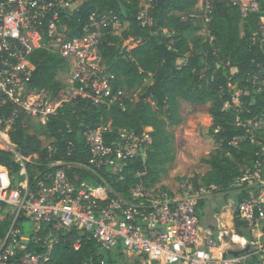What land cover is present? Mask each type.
<instances>
[{
	"label": "built area",
	"instance_id": "1",
	"mask_svg": "<svg viewBox=\"0 0 264 264\" xmlns=\"http://www.w3.org/2000/svg\"><path fill=\"white\" fill-rule=\"evenodd\" d=\"M151 1L145 0L142 7L141 0L143 25L150 23ZM225 1L239 7L243 16L261 15L253 40L264 48V9L260 2ZM85 2L0 0V106L22 108L31 121H41L46 126L50 118L79 99H89L94 106L108 109L119 104L125 110L122 88L115 89L116 77L104 69L101 54L105 38L124 23L111 14L94 16L81 37L70 38L64 20ZM213 12V0H203L189 17L206 29ZM44 48L58 54L71 68L74 64L67 84L69 90L57 104L49 91L31 85V55ZM239 96L240 92H236L234 103L239 102ZM13 123V118L0 119V149L13 155L24 179L15 187L8 168L0 165V224L11 218L7 233L0 237V264H48L61 235L75 231V250L82 248L86 237L109 252L121 247L128 259L139 264H247L251 258L252 253L225 259L229 252L225 250L215 256L224 236L204 227L200 205L219 193L218 187L181 178L173 184L139 181L122 193L107 182L104 169L113 178L123 173L132 160L146 158L152 144V128L145 129L141 136L119 130L118 140L111 144L105 138L111 124L84 131L82 136L91 156L85 164L69 161L65 156L55 160V138L45 134L39 137L46 150L45 161L38 154L23 156L10 137ZM71 146L70 142L67 157L73 152ZM262 155L252 166L244 167L231 191L248 194L239 204L237 216L251 232H258L260 239L250 244L247 241V245L255 248L253 254L259 255L264 264V149ZM29 166L36 173L33 179L28 174ZM72 170L87 178L78 173L71 176ZM25 226L30 228L29 235L23 233ZM29 241L46 250L37 254L28 251Z\"/></svg>",
	"mask_w": 264,
	"mask_h": 264
},
{
	"label": "trees",
	"instance_id": "2",
	"mask_svg": "<svg viewBox=\"0 0 264 264\" xmlns=\"http://www.w3.org/2000/svg\"><path fill=\"white\" fill-rule=\"evenodd\" d=\"M198 3L199 0H152L148 14L150 23L143 25L141 0H86L78 12L64 20L70 38L81 37L94 16L111 14L127 24L120 36L110 33L105 38L101 45L102 56L106 60V72L116 77V90L142 89L143 93L135 106L126 99L125 110L119 104L108 109L94 106L89 99H79L50 118L44 134L55 138L58 147L55 160L65 156L69 161L88 164L91 156L82 136L88 129L111 124V131L105 134L106 143L111 144L118 140L119 130L126 129L141 136L145 128H152V144L145 159L132 160L116 177H110L106 169L103 175L116 192L122 193H127L128 188L139 181L150 185L158 183L176 158L175 136L170 128L182 123L181 101L210 104L209 115L213 122L210 133L216 144L229 153L225 158L202 160L210 168L201 177L202 184L218 187L219 193H228L244 167L263 158L264 127L255 124L264 119V85L260 86L264 80V48L253 40L261 15L243 16L239 7L225 0H213V16L206 26L208 36L190 38L201 30L200 21L189 17ZM260 5L264 9V0ZM129 40H133L136 47H116ZM65 64L58 54L46 48L33 52L30 58L31 85L49 91L54 104L62 101L69 90V86L57 78ZM236 92H240L239 105L234 104ZM28 115L12 104L0 106V119H14L10 137L22 155L38 154L39 159L45 161L46 150L38 135L30 132ZM70 142L73 152L67 157ZM0 165L8 168L14 178L13 185L20 186L24 175L13 155L0 149ZM77 173L87 178L77 170L69 172L71 176ZM28 174L30 179L34 178L33 167H28ZM247 196V193L227 195L223 206L231 198L239 206ZM205 205L206 202L201 203L200 211ZM237 215L236 212L237 234L252 241L250 229ZM10 224V217L0 224V237L7 233ZM23 233L29 235L30 228L25 226ZM76 235V231L61 235L48 264H139L138 261L128 262L121 247L109 252L86 237L77 251L73 248ZM27 250L37 254L46 248L29 241ZM250 253L247 264H261L260 256Z\"/></svg>",
	"mask_w": 264,
	"mask_h": 264
},
{
	"label": "rangeland",
	"instance_id": "3",
	"mask_svg": "<svg viewBox=\"0 0 264 264\" xmlns=\"http://www.w3.org/2000/svg\"><path fill=\"white\" fill-rule=\"evenodd\" d=\"M261 1V0H257ZM145 0H142V7L145 6ZM203 4V0H199L198 5ZM127 28V24H124L121 27H115L113 35L120 36L122 32ZM197 35H201L204 38L208 36L203 24H201V30L190 35V38H193ZM136 43L133 40L124 42L123 44H118L117 48H128L133 49L136 47ZM103 52L101 51V54ZM104 69L107 70L106 60H104ZM74 67V64L72 68ZM68 64H65L61 67L58 73V79L63 83L68 84L69 79L72 74V69ZM264 85V80L261 81V85ZM123 98L130 100L131 103L135 104L139 101L141 94L143 93L142 89H133L127 90L122 89ZM235 105H239L238 101H235ZM227 106V108H229ZM210 104L206 103L203 105H194L181 101L180 103V113L182 116V123L180 125L170 128L171 132L174 134L175 139L173 141V146L175 150V160L173 163L167 166L168 173L165 174L160 183L173 184L179 181L181 178H193L201 181V177L209 171V166L202 162L203 159H210L214 157L225 158L229 156V153L221 149L215 142L213 136L210 133V129L213 125L212 118L209 115ZM257 126L264 127V119L256 123ZM147 131V128H145ZM144 129V132H145ZM47 131V126L41 121L33 120L31 121V130L32 134L38 135V137L44 136V133ZM143 132V133H144ZM3 135H6L3 133ZM6 138V137H5ZM1 140V137H0ZM0 143H2L0 141ZM234 196L235 193L230 191L229 194L226 193H217L214 197L210 198L206 205L202 208L201 220L204 227H213L217 230L222 228V232H231L237 234L235 230V214L238 210V206L235 204L233 198L228 199L227 205L223 206L225 196ZM228 207H230V213H228ZM227 213V215H226ZM222 217V218H221ZM230 219V220H229ZM229 221V222H228ZM226 222V223H225ZM232 224V228L228 229V224ZM222 224V225H221ZM223 226L225 228H223ZM251 231V230H250ZM252 241L256 242L259 238L258 232H251ZM241 237V235L237 234ZM218 236V233H217ZM231 236H224L223 241L230 245L231 250H244L247 247H239L236 244L231 243ZM222 245V244H221ZM230 251V250H229ZM255 252L254 247H250V251ZM128 262L133 263L135 259L129 258Z\"/></svg>",
	"mask_w": 264,
	"mask_h": 264
},
{
	"label": "bare ground",
	"instance_id": "4",
	"mask_svg": "<svg viewBox=\"0 0 264 264\" xmlns=\"http://www.w3.org/2000/svg\"><path fill=\"white\" fill-rule=\"evenodd\" d=\"M228 209H229L228 213H230V207H228ZM226 215H227V213H226ZM227 226H228L229 230L232 228V224L231 223H229ZM223 228H225V227L223 226ZM222 236H231V232H225V233L222 234ZM231 243L236 244L239 247H242L243 245L246 244L245 240L242 237L238 236L237 234H233L231 236ZM228 248H230V245L228 243L222 241V245L219 247V249L215 250V256L218 257L220 252H222L224 250H228Z\"/></svg>",
	"mask_w": 264,
	"mask_h": 264
},
{
	"label": "water",
	"instance_id": "5",
	"mask_svg": "<svg viewBox=\"0 0 264 264\" xmlns=\"http://www.w3.org/2000/svg\"><path fill=\"white\" fill-rule=\"evenodd\" d=\"M250 251V246H247V248L246 249H244V250H231V251H229L228 253H226L225 254V256H224V258L226 259V258H228V256H232V257H235V258H237V257H239L241 254H248V252Z\"/></svg>",
	"mask_w": 264,
	"mask_h": 264
},
{
	"label": "crops",
	"instance_id": "6",
	"mask_svg": "<svg viewBox=\"0 0 264 264\" xmlns=\"http://www.w3.org/2000/svg\"><path fill=\"white\" fill-rule=\"evenodd\" d=\"M207 228H212L216 233H221V234H223L224 232H222V228H220V229H216V228H213V227H209L208 225H207ZM244 239V238H243ZM245 240V242H246V244L245 245H243L242 247H247V246H249V245H247V240L246 239H244ZM231 251V249H228V250H225V251ZM236 251V250H235ZM238 251V250H237Z\"/></svg>",
	"mask_w": 264,
	"mask_h": 264
}]
</instances>
